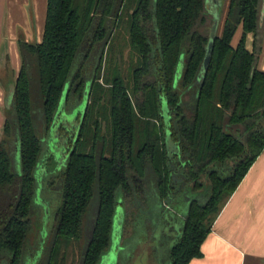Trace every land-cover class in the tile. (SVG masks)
Wrapping results in <instances>:
<instances>
[{
    "label": "trees",
    "instance_id": "trees-1",
    "mask_svg": "<svg viewBox=\"0 0 264 264\" xmlns=\"http://www.w3.org/2000/svg\"><path fill=\"white\" fill-rule=\"evenodd\" d=\"M210 24L203 0H45L39 41L17 40L20 63L0 129L4 264L21 263L33 220V172L63 88L69 109L80 101L86 82L84 106L62 165L51 236L43 258L33 264H64L71 241L77 243L76 264H96L109 244L115 205H123L124 229L132 204L145 202L148 187L157 202L180 213L166 264H189L200 255L212 219L264 145V71L256 66L260 39L255 40L264 27V0H227L203 76L194 82ZM117 29L128 50L126 69L120 50L110 51ZM246 33L251 34L249 48ZM85 40L84 61L76 65ZM98 42L91 75H85L84 62ZM33 74L37 124L30 100ZM165 129L177 147L169 157ZM10 150L18 155L17 173L10 168ZM188 179L189 194L182 190ZM201 186L207 193L199 200ZM93 191L95 211L84 233L83 216Z\"/></svg>",
    "mask_w": 264,
    "mask_h": 264
},
{
    "label": "rangeland",
    "instance_id": "rangeland-1",
    "mask_svg": "<svg viewBox=\"0 0 264 264\" xmlns=\"http://www.w3.org/2000/svg\"><path fill=\"white\" fill-rule=\"evenodd\" d=\"M226 2L223 0L220 14L218 16V25L216 28V33H219L221 22L226 11ZM239 26L236 27L233 32L230 44H234L236 38L239 34ZM257 36L255 40H261L259 38L260 31H257ZM260 42V41H259ZM86 40L81 44L78 51V56L76 59L77 63L83 62V54L85 53ZM99 42L95 43L89 52L87 60L84 62L83 70L85 75L90 76L94 63L96 62L98 53H99ZM110 51L120 50V56L124 60L121 61V68L126 69L128 61V50L126 44L123 40V34L120 29L115 30L114 37L109 43ZM112 46V47H111ZM112 53V52H111ZM101 69H103V54L101 57ZM33 79L30 81V100L33 110L34 122H38V92L36 77L33 74ZM99 79V78H98ZM81 100V99H80ZM39 102V100H38ZM37 104V105H36ZM60 104V103H59ZM65 107V106H64ZM65 112H68V109L65 107ZM69 113V112H68ZM60 130L57 129L54 131V135H58ZM42 153L37 159V164H41L40 171L41 174L46 172V175L42 176L38 172V177L34 176V183L36 188L40 189V192L37 196L35 194L32 197L30 210L31 216L33 218L31 222V232H29L25 238V244L21 256L20 264H33L34 261L42 259L43 252L48 244V241L51 236L52 225L54 222L53 214L56 208L60 203V187H61V170L63 168V161L59 162L56 159L55 153L52 148V141L50 140L49 132L46 133L44 138H42ZM62 140V139H61ZM66 144V141L55 142V151L60 154V157L63 155L62 148ZM10 168L14 173L18 172V155L15 151L10 150ZM225 165V164H224ZM226 167V166H225ZM223 167V170L225 169ZM223 170L220 171L223 175ZM35 170L33 175H35ZM186 184L182 186L187 194L191 193L189 187L191 186L192 180H187ZM35 188V189H36ZM34 189V190H35ZM197 198L201 200L204 195L207 193V187L201 186L197 191ZM120 190H115V196L120 198ZM120 200V199H119ZM96 206V193L93 191L87 210L83 216V230L84 233L88 232L89 223L91 217L94 214ZM116 212L122 213L123 205L122 203L117 204ZM133 214L129 218V222L124 225L126 231V237L119 239L117 241L118 245L116 247L115 256L113 258L112 264H162L163 259L166 258L165 249L170 245V242L174 239L176 235V225L179 224V217L174 216L170 210L163 209L164 213L161 217H157L158 205L155 194L151 191V188L148 187L146 200L138 206V203L132 204ZM40 219V220H39ZM174 220V222H173ZM172 221V224H171ZM175 223V224H173ZM171 225V230L168 229ZM172 234V236H171ZM82 242H79V246ZM78 258V248L77 243L71 241L65 251V263L64 264H76ZM0 264L4 262L0 259ZM104 264V263H103Z\"/></svg>",
    "mask_w": 264,
    "mask_h": 264
},
{
    "label": "crops",
    "instance_id": "crops-1",
    "mask_svg": "<svg viewBox=\"0 0 264 264\" xmlns=\"http://www.w3.org/2000/svg\"><path fill=\"white\" fill-rule=\"evenodd\" d=\"M44 9L45 0H0V129L4 96L20 63L17 40L39 41ZM244 45L250 47V33ZM256 66L264 71V27ZM199 249L200 255L191 257L189 264H264V145L222 203Z\"/></svg>",
    "mask_w": 264,
    "mask_h": 264
},
{
    "label": "water",
    "instance_id": "water-1",
    "mask_svg": "<svg viewBox=\"0 0 264 264\" xmlns=\"http://www.w3.org/2000/svg\"><path fill=\"white\" fill-rule=\"evenodd\" d=\"M219 2H220V0H203V6H204L205 10L211 16V24L209 26V30H208V34H207L208 35L207 40H206V43H205L204 48H203V54H202V57L200 60L199 68H198V71L196 73L194 82H198L202 78L206 64H207V61L209 59L211 45H212V37L214 35V31H215L217 19H218L217 7L219 5ZM261 12H262V8L260 9V13ZM179 67H180V62L177 63V66L175 69L176 74L179 71ZM87 87H88V82H86V84H85L81 100L75 106L68 109L69 113L64 111L65 107L63 104V100H64V93H65L64 89H65V87L63 88V91H62L61 96L59 98V101L57 103L56 109L54 111L52 120L49 124V128L47 130V133L49 132V135H50V140L52 141L51 142L52 148H53V151L55 153L56 159H58L60 157V154H59V152L57 153L54 150L55 149V142H57V143L59 141L65 142V140L64 139L63 140L58 139L57 135H54L53 132L56 131L58 128H61L67 132V136H68V138H70V141H72L74 139L77 124H78V121L80 119V115H81V112H82V109L84 106L85 92H86ZM11 94H12V89L10 87V89L7 90V92L4 96V100H3L4 107H7L9 105L10 99H11ZM161 111H162V115H164L165 107H164L163 103L161 104ZM75 119H76V121L74 123ZM166 119H167V116L164 115L165 126L167 125ZM65 147H66V144L62 148V151L64 152L62 155V158H65V155H66ZM164 148H165L167 157H169L172 152L176 151L175 144L171 140V138L169 137V132L167 129H165V132H164ZM59 161L61 162L62 160H59ZM37 163L35 165V173L36 174L34 176L38 177L37 170L39 168V166H38L39 164H37ZM35 188H36V186H35ZM38 191H39V188H36L34 190L35 196L38 195ZM115 209H116V207L114 208L112 218H111L109 244H108L106 250L99 256V259H98L96 264H103V263L104 264H112L113 258L115 256V251H116V247L118 245L117 241L119 238V233L121 230V221H122V213L121 212L117 213Z\"/></svg>",
    "mask_w": 264,
    "mask_h": 264
},
{
    "label": "flooded vegetation",
    "instance_id": "flooded-vegetation-1",
    "mask_svg": "<svg viewBox=\"0 0 264 264\" xmlns=\"http://www.w3.org/2000/svg\"><path fill=\"white\" fill-rule=\"evenodd\" d=\"M60 130V134H58L57 135V138L58 139H64L65 141H66V147H65V151H66V149H67V147H68V143L70 142V138H68V136H67V132L66 131H64L63 129H59ZM60 137V138H59ZM171 156V155H170ZM178 203L180 202V209H182V207H183V204H181V201L179 200V201H177ZM118 204V203H117ZM116 204V205H117ZM115 205V206H116ZM157 205H158V211H157V215H156V218L157 217H161V215L164 213V211H163V209H166V210H170V212L172 213L174 210L172 209V205L170 206L169 204H165V203H160V202H157ZM173 210V211H172ZM173 215H175V216H180V213H176V214H173ZM173 222H174V220H173ZM176 227H177V225H176ZM168 229L169 230H171V225H169V227H168ZM126 231H127V229H121L120 230V233H119V238H118V240L119 239H122V237L123 238H125L126 237ZM172 231L174 232V230L172 229L171 230V233H172ZM171 236H172V234H171ZM167 251V248L165 249V252ZM164 260H166V258L165 259H163V261ZM163 261H162V264H163Z\"/></svg>",
    "mask_w": 264,
    "mask_h": 264
}]
</instances>
